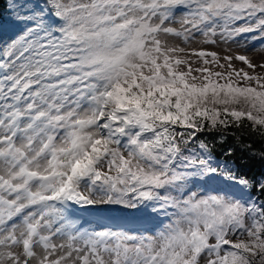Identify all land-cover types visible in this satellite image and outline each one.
Returning <instances> with one entry per match:
<instances>
[{"label":"snow or ice","instance_id":"6c2138e0","mask_svg":"<svg viewBox=\"0 0 264 264\" xmlns=\"http://www.w3.org/2000/svg\"><path fill=\"white\" fill-rule=\"evenodd\" d=\"M0 264H264V0H0Z\"/></svg>","mask_w":264,"mask_h":264},{"label":"rangeland","instance_id":"374dc122","mask_svg":"<svg viewBox=\"0 0 264 264\" xmlns=\"http://www.w3.org/2000/svg\"><path fill=\"white\" fill-rule=\"evenodd\" d=\"M257 43V42H256Z\"/></svg>","mask_w":264,"mask_h":264}]
</instances>
